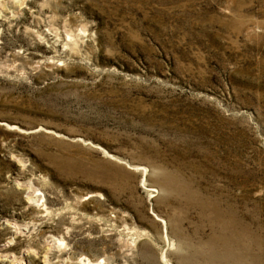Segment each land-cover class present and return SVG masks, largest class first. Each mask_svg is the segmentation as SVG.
Instances as JSON below:
<instances>
[{"label": "rangeland", "instance_id": "rangeland-1", "mask_svg": "<svg viewBox=\"0 0 264 264\" xmlns=\"http://www.w3.org/2000/svg\"><path fill=\"white\" fill-rule=\"evenodd\" d=\"M0 264H264V0H0Z\"/></svg>", "mask_w": 264, "mask_h": 264}]
</instances>
